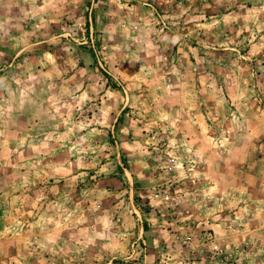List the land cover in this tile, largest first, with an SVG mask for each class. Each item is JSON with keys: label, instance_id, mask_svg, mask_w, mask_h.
I'll use <instances>...</instances> for the list:
<instances>
[{"label": "rangeland", "instance_id": "1", "mask_svg": "<svg viewBox=\"0 0 264 264\" xmlns=\"http://www.w3.org/2000/svg\"><path fill=\"white\" fill-rule=\"evenodd\" d=\"M0 264H264V0H0Z\"/></svg>", "mask_w": 264, "mask_h": 264}]
</instances>
